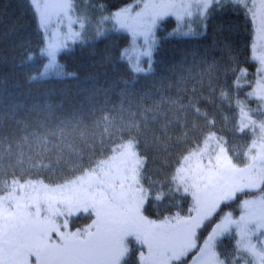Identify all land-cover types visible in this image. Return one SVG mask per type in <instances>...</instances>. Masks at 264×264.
Wrapping results in <instances>:
<instances>
[{"label": "snow or ice", "instance_id": "snow-or-ice-1", "mask_svg": "<svg viewBox=\"0 0 264 264\" xmlns=\"http://www.w3.org/2000/svg\"><path fill=\"white\" fill-rule=\"evenodd\" d=\"M29 4L45 36L40 55L47 58L29 84L74 75L64 71L58 54L110 31L131 37L120 59L132 78L122 81L118 103L96 88L87 108L83 102L68 108L53 103L52 91L44 93L43 102L26 105L16 99L22 95L15 90L19 85L10 90L0 78V264H127L133 251L129 238L137 246L138 264H264V0H130L113 10L104 0ZM228 5L242 9L250 22V59L257 63L253 79H247V69H232L239 74L231 88L219 90V100L235 109L231 120L224 116L225 124L231 123L233 135L250 137L241 146L212 130L216 117L201 107V100L217 92L214 60H198L193 53L191 64L185 58L170 65L138 99L133 88L139 77L155 73L161 22L177 21L169 37H198L213 10ZM32 59L28 54L25 62ZM246 86L251 91L241 99ZM249 100L257 102L255 110ZM193 135L199 138L191 140ZM174 144L189 146L168 176H147L142 146L167 156ZM39 175L63 179L49 184L31 178ZM176 196L190 198L183 214ZM165 200L178 210L160 220L144 215L147 203ZM237 200L238 217L229 211L213 220L222 205ZM81 216L90 222L73 228ZM226 236L234 244L221 251Z\"/></svg>", "mask_w": 264, "mask_h": 264}, {"label": "trees", "instance_id": "trees-1", "mask_svg": "<svg viewBox=\"0 0 264 264\" xmlns=\"http://www.w3.org/2000/svg\"><path fill=\"white\" fill-rule=\"evenodd\" d=\"M109 10L114 6L130 3V0H104ZM81 7H84L81 2ZM93 25L88 29L89 37L94 35V26L96 13H93ZM110 27V25H106ZM177 27V21L174 17H168L157 29V37L160 40L158 51L154 55L155 63L153 65L155 73L149 77H139L133 88L137 90V99L139 92L150 87V82L161 75H166V69L175 63L185 61L191 64L192 54H197V59H208L209 62H218L219 72L216 74L214 86L217 88L215 97H209V100H201L202 109L208 111L216 117V128L218 134L225 135L231 144L241 146L250 142V137L233 135L231 132V123L225 124L224 116L231 120L235 114V109L230 108L227 101L219 100V90L228 91L231 88L232 81L239 72H233L232 69H247V79H253L256 72L257 63L250 59L249 44L253 39L252 26L246 19L242 9L228 5L223 10H213L208 18L207 29L203 35L193 38H172L169 37ZM194 28L198 29L195 23ZM199 30V29H198ZM45 36L39 27L38 19L30 7L29 0H0V78L5 79V86L10 90L19 85L15 90L22 93L16 99L26 105H30L37 100L43 102L46 98L44 93L52 91L50 97L53 103L63 102L64 107L78 105L83 102L87 108L88 97L96 88H102L107 91V95L113 103H118L120 99V90L124 87L122 81L130 80L132 73L129 70L126 60L120 59L121 51L128 48L131 44V37L126 32H108L104 37L98 39H89L85 44L72 45L69 50L62 51L60 64L64 71L74 75L63 79L49 78L46 81H37L28 83L29 76L39 75L43 71L47 58L40 55V50L44 46ZM224 53V54H223ZM31 54L33 59L25 62L26 55ZM227 60L226 64H223ZM146 61V59H145ZM146 66V63H145ZM196 69H193L195 71ZM251 91L250 87H244L239 95L244 99L245 93ZM30 93V94H29ZM173 94L174 90H173ZM205 96L208 91L205 90ZM159 93H155V98ZM103 95L98 99L103 100ZM211 101V102H210ZM7 103V102H6ZM147 103V102H146ZM250 105H256L255 100H249ZM35 117V114H32ZM201 128H204L205 122L199 121ZM209 129L205 128V131ZM174 135H179L180 129L173 130ZM198 136H191V140L198 139ZM189 145H173V151L169 155L158 153L155 148H143L144 154L148 158L145 166L146 175L154 180H163L175 166L176 159L184 151V147ZM243 164V161H238ZM33 179H43L45 183L62 182L63 176L39 175L32 176ZM175 200L179 204L182 214L186 211L190 198L182 199L176 196ZM178 209L165 200L163 203L151 201L145 205V212L150 218L160 220L164 216L177 211ZM231 211L238 217L239 208H235L234 203L228 206L222 205L221 211L213 220L218 222L219 216L225 212ZM90 221L81 216L74 219L73 228L81 227ZM210 230H202L203 235ZM231 236H226L220 246L221 251L231 250L234 243ZM136 245L132 247L131 258L127 264H137L138 252Z\"/></svg>", "mask_w": 264, "mask_h": 264}, {"label": "rangeland", "instance_id": "rangeland-1", "mask_svg": "<svg viewBox=\"0 0 264 264\" xmlns=\"http://www.w3.org/2000/svg\"><path fill=\"white\" fill-rule=\"evenodd\" d=\"M195 24V22H193V25ZM192 25V26H193ZM63 30V29H62ZM156 33H157V31H156ZM60 54V53H59ZM59 54H58V56H57V61H58V63L60 62V56H59ZM224 54V53H223ZM146 59V58H145ZM208 60V59H207ZM227 63V60H224V62H223V64H226ZM217 65H218V62H217ZM219 66H218V72H219ZM226 91V90H225ZM248 106H249V108H251V109H256L257 107H258V104L256 103V105H250V103H248ZM244 197L243 196H241L240 197V199H243ZM234 203V206H235V208H238V205H239V200H237V201H235V202H233ZM222 207V206H221ZM144 215L145 216H147L149 219H153V218H150V216H148L147 214H146V212H145V208H144ZM153 220H155V219H153ZM206 229V228H205ZM205 229H203V230H205ZM210 231V230H209ZM208 234V231H207V233H205L204 235H207ZM129 240H130V244H129V247L130 248H132V247H134L135 246V242L134 241H132L131 240V238H129ZM232 243H234V240H233V242ZM131 258V256L128 258V261H129V259ZM137 264H138V262H137Z\"/></svg>", "mask_w": 264, "mask_h": 264}]
</instances>
